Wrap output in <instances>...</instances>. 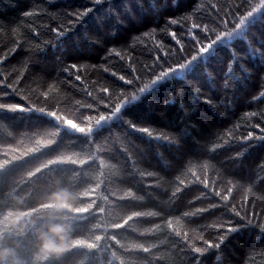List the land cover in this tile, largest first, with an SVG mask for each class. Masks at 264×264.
<instances>
[{
  "label": "trees",
  "instance_id": "1",
  "mask_svg": "<svg viewBox=\"0 0 264 264\" xmlns=\"http://www.w3.org/2000/svg\"><path fill=\"white\" fill-rule=\"evenodd\" d=\"M262 76L261 0H0V264H264Z\"/></svg>",
  "mask_w": 264,
  "mask_h": 264
},
{
  "label": "snow or ice",
  "instance_id": "2",
  "mask_svg": "<svg viewBox=\"0 0 264 264\" xmlns=\"http://www.w3.org/2000/svg\"><path fill=\"white\" fill-rule=\"evenodd\" d=\"M261 3L264 4V0H261ZM255 11H256V10L253 9V12H255ZM253 12L247 13L246 15H247V16H252V15H253ZM240 19H241V23H243L244 18L241 17ZM240 26H241L240 24H237L235 27L238 29V28H240ZM229 34H230V33H229ZM224 35H225V33L221 32V33H220V36L217 37V40H219V39H220L222 36H224ZM205 51H206V49H204V48H201V49H200V52H201V53H204ZM186 63H187V61H186ZM182 67H184V65H177V68H182ZM167 71H168L169 73H171V72L174 71V69L169 68ZM245 71H248V70L245 69ZM261 79L264 80V76H262ZM262 95H264V93H262ZM0 107H6V108H8L7 105L0 106ZM20 108H21L20 105H16V109H20ZM53 116H55V114H53ZM103 119H104V117H101V120H103ZM65 123H66V125H70L71 127H72L73 124L76 125V123H75L73 120H66ZM132 127H135V126L132 125ZM257 127H259V125H257ZM73 129H76V130H78V131H80V132H85V129H84L83 127H79V128H78L77 125H76V127L73 128ZM143 131L146 132L147 129H143ZM249 135H250V134H249ZM245 139H247V137H245ZM261 227L264 228V225H261ZM231 230H232V229H229V231H231ZM209 243H210V242H209Z\"/></svg>",
  "mask_w": 264,
  "mask_h": 264
},
{
  "label": "clouds",
  "instance_id": "3",
  "mask_svg": "<svg viewBox=\"0 0 264 264\" xmlns=\"http://www.w3.org/2000/svg\"><path fill=\"white\" fill-rule=\"evenodd\" d=\"M53 230L55 231V230H58V229H53Z\"/></svg>",
  "mask_w": 264,
  "mask_h": 264
}]
</instances>
